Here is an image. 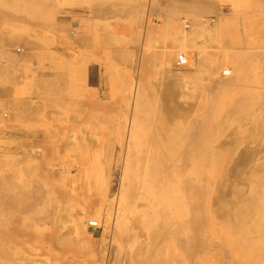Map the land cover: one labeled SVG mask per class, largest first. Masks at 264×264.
Here are the masks:
<instances>
[{"label":"bare ground","instance_id":"6f19581e","mask_svg":"<svg viewBox=\"0 0 264 264\" xmlns=\"http://www.w3.org/2000/svg\"><path fill=\"white\" fill-rule=\"evenodd\" d=\"M54 0H51L50 2H53ZM58 1V0H56ZM74 1V0H73ZM142 1V0H141ZM150 1V0H149ZM192 1V0H190ZM190 1L188 3H190ZM196 2H203L206 3L207 0H195ZM209 2L212 0H208ZM217 2V0H215ZM227 1V0H226ZM240 3V0H238ZM48 2V4L50 3ZM97 2V1H95ZM118 2V1H117ZM144 2V0L142 1ZM146 2V1H145ZM144 2V3H145ZM230 2V0H228ZM54 3V2H53ZM66 3V1H65ZM123 3V2H121ZM151 3V2H149ZM15 0H0V25L5 24L4 26H1L0 33L3 31L6 34L9 35V38L7 39V44L12 43L13 37L18 34L16 32L17 29H15L13 26L15 20L18 18H21L22 11H24V8L31 7H43L45 5L44 0H17V9L15 6L14 9ZM40 6H39V5ZM47 4V3H46ZM47 4V5H48ZM56 4V3H55ZM69 4V3H68ZM91 4V2H90ZM114 4V3H113ZM118 4V3H117ZM153 4V3H152ZM163 4V3H162ZM138 5V4H137ZM141 5V3H140ZM206 5V4H205ZM103 6V5H102ZM148 6V5H147ZM169 6V5H168ZM198 6V5H197ZM208 6V5H206ZM228 6H231V3H228ZM256 6V5H255ZM89 7V6H88ZM104 7V6H103ZM102 7V8H103ZM106 7V6H105ZM119 7V6H118ZM150 7V5H149ZM162 7V6H161ZM160 7V8H161ZM166 9L168 8L165 6ZM199 7V6H198ZM90 8V7H89ZM88 8V9H89ZM109 7H107L108 9ZM148 8V7H147ZM177 8V7H176ZM203 8V7H202ZM212 8V7H211ZM13 9L17 11L13 12ZM23 9V10H22ZM61 9V8H60ZM139 9V8H138ZM144 9V8H143ZM175 9V8H174ZM178 9V8H177ZM213 9V8H212ZM217 9V8H216ZM263 9V8H262ZM8 10V11H7ZM45 10V9H44ZM59 10V9H57ZM91 10V9H90ZM106 10V9H105ZM114 10V9H113ZM170 10V9H167ZM173 10V9H172ZM184 10V9H182ZM209 10V9H208ZM215 10V9H214ZM135 11V9L133 10ZM145 11V10H144ZM149 11V9H148ZM177 10L172 11L173 13H176ZM192 11V10H191ZM199 11V10H198ZM257 12V10H255ZM72 12V10L70 11ZM137 12V9H136ZM143 12V11H142ZM169 12V11H165ZM162 12L161 13H165ZM210 12V11H208ZM214 12V11H213ZM263 12V11H262ZM261 12V13H262ZM43 14V10L40 12ZM39 13V14H40ZM64 13V12H63ZM98 13V12H97ZM96 13V14H97ZM132 13V12H131ZM140 13V12H139ZM178 13V12H177ZM181 13V12H180ZM207 13V11H206ZM211 13V12H210ZM220 13V12H219ZM259 13V11L257 12ZM24 14V13H23ZM69 14V13H68ZM71 14V13H70ZM119 14V13H117ZM166 14V13H165ZM184 14V13H183ZM209 14V13H207ZM217 14V13H216ZM44 15V14H43ZM62 15V14H61ZM64 15V14H63ZM62 15V17H63ZM98 15V14H97ZM112 16V14H110ZM133 15V14H132ZM144 15V14H143ZM150 15V12H149ZM167 15V14H166ZM180 15V14H179ZM220 15V14H219ZM222 15V14H221ZM220 15V16H221ZM241 15V14H240ZM260 15V14H259ZM27 16V15H26ZM39 16V15H38ZM59 16V15H58ZM57 16V18H58ZM68 16V15H67ZM88 16V15H87ZM107 16V15H106ZM106 16L104 17L106 19ZM110 16V17H111ZM114 16V14H113ZM112 16V18H113ZM129 16V15H128ZM146 16V15H145ZM153 16V15H151ZM190 16V15H189ZM223 16V15H222ZM55 17V16H54ZM102 17V16H101ZM119 18V16H117ZM123 17V16H122ZM121 17V18H122ZM125 17V16H124ZM131 17V16H130ZM135 17V16H134ZM166 17V16H165ZM206 17V16H205ZM17 18V19H16ZM88 18V17H87ZM116 18V17H115ZM144 18V17H143ZM161 18V17H160ZM159 18V19H160ZM174 18V17H172ZM176 18V17H175ZM196 18V17H195ZM32 19V18H31ZM72 19V18H70ZM104 19V20H105ZM110 19V18H109ZM139 19V18H136ZM148 20V18L146 17ZM155 19V18H154ZM153 19V20H154ZM162 19V18H161ZM206 19V18H205ZM204 19V20H205ZM222 19V18H221ZM228 19V18H227ZM21 20H24L22 18ZM20 20V21H21ZM58 20V19H57ZM91 20V19H90ZM95 20V19H93ZM120 20V19H119ZM122 20H124L122 18ZM133 20H135L133 18ZM152 20V19H151ZM166 20V18H165ZM181 20V19H180ZM186 20V18H185ZM188 20V19H187ZM27 21V20H26ZM87 21V19H86ZM97 21V19H96ZM101 21V20H100ZM108 21V20H107ZM128 21V20H127ZM144 21V20H143ZM161 21V20H160ZM176 21V19H175ZM184 21V19H183ZM196 21V20H195ZM198 21V20H197ZM202 21V20H201ZM106 22V21H103ZM121 22V21H120ZM152 22V21H151ZM182 22V21H181ZM185 22V21H184ZM189 26L190 27L191 22L190 20ZM208 22V21H207ZM64 22L62 25H65ZM80 25H83L82 22H80ZM87 23V22H86ZM102 23V22H101ZM130 23V22H129ZM150 23V22H149ZM154 23H160L156 19L154 20ZM163 23V22H162ZM201 23L204 24L202 21ZM19 24V23H18ZM21 24V23H20ZM32 24V23H31ZM59 24V22H58ZM78 24V23H77ZM105 24V23H104ZM139 26V22L137 20V23ZM148 24V23H146ZM153 24V23H152ZM166 24V22H165ZM169 24V23H168ZM181 24V23H180ZM202 24V25H203ZM60 25V24H59ZM106 25V24H105ZM145 25V24H144ZM185 25V23H184ZM196 25V24H195ZM217 25V24H216ZM30 26V25H29ZM40 26V25H39ZM110 27V25H108ZM114 26V25H113ZM122 26V25H121ZM130 26H134L133 24ZM129 26V27H130ZM18 27H20L18 25ZM16 27V28H18ZM22 27V26H21ZM27 27V26H26ZM31 27V26H30ZM52 27V26H50ZM59 26L55 25V28H58ZM64 27V26H63ZM85 27V26H84ZM96 27V26H95ZM94 27V28H95ZM108 27V28H109ZM166 27V25L164 26ZM168 27V26H167ZM194 27V26H193ZM28 28V27H27ZM48 28V27H47ZM77 27H75L76 29ZM81 28V26H80ZM88 28V27H87ZM139 28V27H138ZM141 28V27H140ZM179 28V27H178ZM181 28V27H180ZM184 28H186L184 26ZM208 28V27H207ZM72 29V28H71ZM82 29V28H81ZM92 29V28H91ZM111 29V28H110ZM117 29V28H116ZM122 29V28H121ZM134 29V28H133ZM132 29V30H133ZM169 29V28H168ZM191 29V28H190ZM202 30V28H200ZM19 30V29H18ZM48 30V29H47ZM50 30V29H49ZM83 30V29H82ZM151 30V29H150ZM180 30V29H179ZM196 30V29H195ZM193 30V32L195 31ZM198 30V29H197ZM210 31V29H207ZM205 29V33L207 31ZM214 30V29H213ZM25 31V28H24ZM30 31V30H29ZM35 31V30H34ZM41 31V30H40ZM73 31V30H71ZM90 31V30H89ZM117 31V30H116ZM140 31V30H139ZM137 29V32H139ZM143 31V30H142ZM165 31V30H164ZM167 31V30H166ZM187 31V30H186ZM208 31V32H209ZM216 31V30H215ZM13 32L16 34L13 36ZM20 32V31H19ZM28 32V29H27ZM33 32V31H32ZM37 32V31H36ZM61 32V31H60ZM65 32V31H64ZM63 32V33H64ZM69 32V31H68ZM104 33V31H102ZM141 32V31H140ZM152 32V31H151ZM169 32V31H168ZM189 32V31H188ZM25 33V32H21ZM35 33V32H33ZM38 33V32H37ZM45 33V32H43ZM49 32H47L46 35H48ZM62 33V32H61ZM73 33V32H72ZM119 33V31H118ZM147 33V32H146ZM181 33L182 32H178ZM185 33V32H184ZM187 33V32H186ZM210 33V32H209ZM215 33V32H214ZM217 33V32H216ZM228 34L229 32H225ZM242 33V32H241ZM41 34V33H40ZM57 34V33H56ZM82 34V33H81ZM133 33H131L132 35ZM139 34V33H135ZM142 34V33H141ZM199 34V33H198ZM204 34V33H203ZM32 35V34H31ZM37 35V34H36ZM51 35V33H50ZM49 35V36H50ZM58 35V34H57ZM66 35V34H65ZM105 35V33H104ZM113 36V34H111ZM110 35V36H111ZM165 35V34H164ZM179 35V34H178ZM211 35V34H210ZM13 36V37H12ZM19 36V35H18ZM17 36V37H18ZM35 36V34H34ZM43 36V35H42ZM48 36V37H49ZM61 36V34H60ZM64 36V35H63ZM85 36V35H83ZM97 36V35H96ZM95 36V37H96ZM116 38L118 36L114 35ZM120 36V34H119ZM122 36V37H121ZM121 38L123 39V35L121 34ZM134 35H132L130 39H132ZM141 36V35H140ZM139 37V43H141ZM144 36V35H143ZM148 36V35H146ZM152 36V35H151ZM157 36V35H156ZM175 36V35H174ZM181 36V35H179ZM186 36V35H185ZM184 36V38H185ZM196 37V34H194ZM23 37V36H21ZM37 37V36H36ZM35 37V38H36ZM39 37V35H38ZM47 37V36H46ZM66 37V36H64ZM93 37L96 41V38ZM153 37V36H152ZM165 37V36H164ZM183 37V36H182ZM187 37V36H186ZM209 37V36H208ZM215 37V36H214ZM19 38V37H18ZM16 38V39H18ZM34 38V39H35ZM42 39V37L40 36ZM45 38V37H44ZM44 38L42 40H44ZM57 38V37H56ZM63 38V37H62ZM111 38V37H110ZM115 38V39H116ZM125 38V37H124ZM136 38V37H134ZM142 38V37H141ZM174 38V37H173ZM191 38V37H190ZM197 38V37H196ZM195 38V39H196ZM201 38V36H200ZM199 38V39H200ZM205 38V37H204ZM246 38V37H245ZM39 39V40H41ZM47 39V38H46ZM45 39V40H46ZM71 39V38H70ZM122 39H120L122 41ZM159 39V38H157ZM166 39V38H165ZM193 39V38H192ZM259 39V38H258ZM257 39V40H258ZM264 39V38H263ZM19 40V39H18ZM21 40V39H20ZM23 40V39H22ZM52 40V38L50 39ZM49 40V41H50ZM64 40V39H63ZM73 41L75 39H72ZM87 40V39H86ZM85 40V41H86ZM109 40V38L107 39ZM117 40V39H116ZM119 40V39H118ZM117 40V41H118ZM126 40V38L124 39ZM143 40V38H142ZM147 40V39H146ZM155 40V39H154ZM161 40V39H160ZM167 40V39H166ZM189 40V39H188ZM197 40V39H196ZM205 40V39H204ZM213 40V38H212ZM243 40V39H241ZM261 40V39H260ZM58 41V40H57ZM69 41V40H67ZM72 41V42H73ZM81 41V40H80ZM79 41V42H80ZM92 41V40H91ZM110 41V40H109ZM108 41V44H110ZM115 41L117 44L118 42ZM135 41V40H134ZM137 41V38H136ZM151 41V40H150ZM159 41V40H158ZM178 41V40H177ZM185 41V39H184ZM187 41V40H186ZM185 41V42H186ZM191 41V39H190ZM195 41V40H194ZM193 41V44H194ZM203 41V39H202ZM207 41V40H205ZM48 42V39L46 40ZM44 42V43H46ZM51 42V41H50ZM75 42V41H74ZM77 42V41H76ZM78 42V43H79ZM82 42V41H81ZM87 42V41H86ZM104 42V41H103ZM107 42V41H106ZM114 42V41H110ZM138 42V41H137ZM135 42V43H137ZM157 42V41H156ZM182 42V40H181ZM209 43V40L207 41ZM228 42V41H227ZM260 42V41H259ZM19 43V42H18ZM17 43V44H18ZM26 43V42H25ZM40 43V42H39ZM49 43V42H48ZM65 43V42H64ZM83 43V42H82ZM81 43V44H82ZM105 43V42H104ZM115 43V44H116ZM122 43V42H121ZM132 42L130 41L129 44ZM134 43V44H135ZM146 44V42H144ZM197 43V42H196ZM203 43V42H202ZM206 43V42H205ZM215 43V42H214ZM226 43V42H225ZM264 43V41H262ZM261 43V44H262ZM15 43V46H17ZM33 44H37L33 42ZM42 44V43H41ZM41 44H38L39 47ZM53 44V43H52ZM56 44V43H55ZM54 44V46H55ZM69 44V43H66ZM72 44V43H71ZM77 44V43H76ZM88 44V43H87ZM120 44V43H119ZM125 44V43H123ZM138 44V43H137ZM136 46H139V44ZM148 44V43H147ZM156 44V43H155ZM163 44V43H162ZM177 44V43H175ZM180 44V43H179ZM178 44V45H179ZM182 44V43H181ZM185 44V43H184ZM252 44V43H251ZM6 45V44H4ZM11 45V44H10ZM26 46V44H24ZM44 45V44H43ZM51 46L50 44H47ZM64 45V44H63ZM74 45V43H73ZM80 45V44H79ZM111 45V44H110ZM114 45V44H112ZM126 45V44H125ZM142 45V44H141ZM152 45H154L152 43ZM159 45V44H158ZM177 45V46H178ZM188 45V44H187ZM198 45V44H197ZM196 45V46H197ZM202 45V44H201ZM216 45V44H215ZM227 45V44H226ZM247 45V44H246ZM8 46V45H6ZM60 46V45H59ZM57 45V47H59ZM69 46V45H68ZM91 46V44H90ZM130 46V45H129ZM143 46V45H142ZM146 46V45H144ZM160 46V47H159ZM159 53L160 48L162 47L159 45ZM191 46V44H190ZM195 46V47H196ZM204 46V45H203ZM206 46V45H205ZM210 46V44H209ZM213 46V45H212ZM235 46V45H234ZM243 46V45H242ZM240 46V47H242ZM248 46V45H247ZM254 46V45H253ZM256 46V45H255ZM258 46H261L258 44ZM5 47V46H4ZM46 47V45H45ZM83 46H81L82 48ZM94 47V46H93ZM135 45H133V48ZM147 47V46H146ZM151 47V44H150ZM174 47V46H172ZM192 47V46H191ZM207 47V46H206ZM215 47V46H214ZM221 47V46H220ZM236 47V46H235ZM234 47V48H235ZM237 46V48H240ZM250 47V46H249ZM257 47V46H256ZM33 48V47H32ZM49 48V47H48ZM67 48V46H66ZM73 48V46L71 47ZM77 48V47H76ZM86 48V47H85ZM89 48V47H88ZM127 48V46H126ZM130 48V47H129ZM185 48V47H184ZM201 48V47H199ZM203 48V47H202ZM211 48V47H209ZM218 48V47H217ZM227 48V47H224ZM230 48V47H229ZM243 49H246L247 47H242ZM264 49V47H262ZM19 49V48H18ZM24 49V48H23ZM29 49V47H28ZM44 49V48H43ZM51 49V48H50ZM68 49V48H67ZM95 49V48H94ZM102 49V48H100ZM113 51H116V48H112ZM111 49V50H112ZM125 49V48H122ZM147 49V48H146ZM151 49V48H150ZM154 49V48H153ZM163 49V47L161 48ZM166 50V47L164 48ZM195 49V48H194ZM248 49V48H247ZM258 49V48H257ZM256 49V50H257ZM20 50V49H19ZM25 50V49H24ZM41 50V48H40ZM39 50V51H40ZM104 50V49H103ZM106 50V48H105ZM128 50V48H127ZM136 50L137 47H136ZM149 50V48H148ZM157 51V49H155ZM171 50V49H169ZM185 50V49H184ZM189 50V49H188ZM27 51V50H26ZM33 51V50H32ZM38 51V50H37ZM44 51V50H43ZM69 51V50H68ZM83 51V50H82ZM89 51V50H88ZM94 51V50H93ZM126 51V49H125ZM123 51V53L125 52ZM130 51V50H129ZM140 51V50H139ZM167 51V50H166ZM165 51V52H166ZM192 51V50H190ZM42 52V51H41ZM65 52V51H64ZM72 52V51H70ZM117 52V51H116ZM127 52V51H126ZM138 52V51H136ZM175 52V51H174ZM177 52V51H176ZM193 52V51H192ZM196 52V51H195ZM208 52V51H207ZM258 52V51H257ZM10 53V52H9ZM32 53V52H30ZM38 53V52H37ZM87 53V52H86ZM103 53V52H102ZM101 53V54H102ZM107 53V52H106ZM115 53V52H114ZM121 53V52H120ZM122 53V55H123ZM133 53V52H132ZM141 53V51H140ZM163 53V52H162ZM160 53V54H162ZM186 55L188 64H189V57L186 53V50L182 52ZM259 53V54H258ZM256 54L261 55L260 52ZM28 54V53H27ZM41 54V53H40ZM49 54H51L49 52ZM65 54V53H64ZM69 56L72 55L68 52ZM78 54V53H77ZM81 54V53H80ZM83 54V53H82ZM116 54V53H115ZM127 54V53H126ZM254 54V53H253ZM264 54V53H263ZM262 54V55H263ZM32 55V54H31ZM35 55V53H34ZM45 55V54H44ZM60 55V54H59ZM92 55V53H91ZM94 55V54H93ZM105 55V53H104ZM109 55V54H108ZM118 55V54H117ZM136 55V53H135ZM140 55V54H139ZM136 55V58L137 56ZM144 55V54H143ZM221 55V52H220ZM220 55L216 56L219 57ZM13 56V55H12ZM20 56V55H19ZM24 56V55H23ZM49 56V55H48ZM84 56V55H83ZM88 56V55H87ZM113 55L111 54V57ZM128 56V55H127ZM177 56V55H176ZM201 56V55H200ZM252 56V55H251ZM255 56V55H254ZM21 57V56H20ZM46 57V56H45ZM99 57V56H98ZM97 57V58H98ZM119 57V55H118ZM133 57V56H132ZM163 57V56H162ZM171 57H173L171 55ZM195 57V56H194ZM203 57V56H202ZM222 57V56H220ZM246 57V56H245ZM245 57H242L245 59ZM248 57V56H247ZM246 57V59H247ZM1 58V57H0ZM74 58V56L72 57ZM78 58V57H77ZM80 58V56H79ZM113 59L118 60L117 58L112 57ZM135 58V57H134ZM143 58V57H142ZM199 58V57H198ZM241 58V57H240ZM240 58H232L227 61L225 68L222 69L221 73L223 75L224 80H221V88L217 87L218 92L216 94H212V96H207L206 94L200 97L201 100L199 103L190 101L186 95L184 103H188V105H183L181 102L182 100H176L174 97L177 98L180 95H182V92L189 96L192 92L186 90H180L181 94L176 95L177 91L180 89L177 88L175 83L172 84L171 78L166 75L168 78L166 81L164 80L163 86L158 85V82L161 78L158 72L161 71V61L160 59L156 61L159 63L158 68L160 70H156L155 76L157 75L158 78H154L151 83V88L147 90L146 86L144 84H141L140 82L138 85L135 86L134 98L133 101L126 106L123 114L119 115L118 113H115V115H112L109 117V125H107L105 132L100 135L98 134L94 139V135L92 138V135L90 136L88 133L85 135V141H87L89 144H85L87 149H84V152H87L86 159H82L80 163V172L87 173L88 178L89 176H93V178L96 179L99 187L97 189V197L95 199H89L86 200L84 197L82 198V202L87 206V203L90 205V207L97 212L104 211L107 213V215H111L113 217L115 223L108 224L110 225L111 229L117 230L118 232L122 233H129L132 237L131 240L134 242L136 240L137 235L139 234L140 237L148 239H155L157 237H160L161 240H167L166 242H173V247L170 249H166V254L168 256L172 253V259L175 258V255L177 252H183V257L186 259L184 262L185 264H192V260L196 261V257L200 251L201 255H204L207 250H209V262L207 261V264H264V131L260 130L261 133H257V131H254V113H252L250 121V125H242V126H236L233 122L236 120H242L245 115L248 114V106L254 105L250 100L253 99L252 97L256 96L253 93L243 91L242 87H239L243 81H250L251 79V73L249 70L242 68V63L240 62ZM254 58V57H253ZM262 58V57H261ZM11 59V58H10ZM36 59H38L36 57ZM44 59V58H43ZM82 59V58H81ZM100 59V57H99ZM110 59V58H109ZM124 57H122L123 62ZM127 59V57H126ZM125 59V60H126ZM129 59V58H128ZM128 59L126 61H128ZM151 59V58H150ZM153 58V62H154ZM157 59V58H156ZM192 59V58H191ZM195 59V58H194ZM221 59V58H220ZM224 59V57H222ZM221 59V61H222ZM249 59V58H248ZM259 59V57H258ZM264 59V58H263ZM262 59V60H263ZM71 60V59H70ZM83 60V59H82ZM95 60V59H94ZM137 60V59H136ZM201 60V61H200ZM199 62L201 63L203 60L200 59ZM217 60V59H216ZM256 60V58H255ZM10 61V60H9ZM29 61V60H28ZM37 61V60H36ZM43 61V60H42ZM45 61V60H44ZM63 61V60H62ZM73 61V60H72ZM71 61V62H72ZM106 61V60H105ZM113 61V60H110ZM149 59L146 60V63H148ZM160 61V62H159ZM195 61V60H194ZM220 61V60H219ZM249 62V60H247ZM251 61V60H250ZM16 62V60H15ZM41 62V61H40ZM46 62V61H45ZM70 62V61H69ZM77 62V61H76ZM129 62V61H128ZM136 62V61H135ZM175 62V61H174ZM217 62V61H216ZM224 61H222L223 64ZM48 63V62H47ZM65 63V62H64ZM67 63V62H66ZM95 63V62H94ZM110 63V62H109ZM208 63V62H207ZM244 63V62H243ZM22 64V63H21ZM38 64V63H36ZM62 64V63H61ZM112 64V63H111ZM110 64V66H111ZM119 64V62L117 63ZM116 64V66H117ZM127 64V62H126ZM151 63L149 62L148 65ZM154 64V63H153ZM152 64V65H153ZM165 64L168 63L166 62ZM194 64V62H193ZM196 64V63H195ZM198 67H199V63ZM55 64H53L54 67ZM66 65V64H65ZM113 65V64H112ZM124 65V64H123ZM137 65H139L137 63ZM147 65V64H145ZM163 65V64H162ZM191 65V64H190ZM245 65V64H244ZM254 65V64H253ZM34 66V65H33ZM52 66V65H51ZM81 66V65H80ZM108 66V65H107ZM119 66V65H118ZM117 66V67H118ZM136 66L133 65V67ZM151 66V65H150ZM186 66V65H185ZM188 66V65H187ZM186 66V67H187ZM41 67V66H40ZM49 67V65H48ZM58 67V66H57ZM78 67V66H77ZM113 67V66H112ZM126 67V66H125ZM149 67V66H148ZM155 67V66H154ZM166 67V65H165ZM174 67V66H173ZM211 67V66H210ZM215 67V66H213ZM254 67V66H253ZM258 67V66H257ZM263 67V73H264V63L261 66ZM26 68V67H25ZM36 68V67H35ZM74 68V67H73ZM81 68V67H80ZM110 68V67H109ZM108 68V69H109ZM131 68V66H130ZM134 67V71H135ZM153 68V67H152ZM157 69V65L155 67ZM154 68V69H155ZM164 68V67H163ZM178 68V67H177ZM202 68V67H201ZM260 68V66H259ZM22 69V68H21ZM37 69V68H36ZM53 69V68H52ZM51 69V70H52ZM116 69V68H115ZM127 69V67H126ZM129 69V68H128ZM153 69V70H154ZM180 69V68H179ZM184 69V68H182ZM187 69V68H186ZM194 69V68H193ZM196 69V68H195ZM200 69V68H199ZM216 69V67H215ZM214 69V70H215ZM5 70V68H4ZM117 70V69H116ZM132 70V68H131ZM137 70V69H136ZM152 70V69H151ZM163 70V69H162ZM169 69H165L161 71L166 73ZM190 70V69H189ZM188 70V71H189ZM198 70V69H196ZM200 73H202V69H200ZM209 70V69H208ZM122 71V70H121ZM134 71H132L134 73ZM139 71V68H138ZM155 71V70H154ZM171 71H177V69H171ZM227 71V72H226ZM257 71V70H256ZM253 71V72H256ZM21 72V71H20ZM114 72V71H113ZM198 72V71H197ZM196 71L192 74H195ZM206 74V70H204ZM203 72V73H204ZM213 72V69H212ZM252 72V71H251ZM99 73V72H98ZM115 73V72H114ZM121 73V72H120ZM124 73V72H123ZM131 74V72L129 71ZM128 73V74H129ZM152 73V71H151ZM172 73V72H170ZM177 72V75H182V73ZM190 73V72H188ZM202 73V74H203ZM210 73V72H207ZM227 73V74H224ZM260 73V72H259ZM4 74V73H3ZM22 74V73H21ZM119 74V73H118ZM137 74V73H136ZM169 74V73H168ZM175 74V73H174ZM198 74V73H197ZM215 74V73H213ZM219 74V73H218ZM33 75V74H32ZM127 76V74H125ZM148 75V74H147ZM153 77V74H150ZM163 75V73H162ZM171 75V74H170ZM257 75V74H256ZM1 76V75H0ZM11 76V75H9ZM101 76V74H100ZM132 76V75H131ZM144 76V75H143ZM146 76V75H145ZM164 76V75H163ZM172 76V75H171ZM183 76V75H182ZM194 76V77H195ZM201 76V75H200ZM38 77V76H37ZM125 77V76H124ZM134 77V76H132ZM149 77V76H148ZM188 77V76H185ZM198 77V76H197ZM196 77V78H197ZM206 76H204L205 78ZM215 77V76H214ZM222 77V76H221ZM259 77V75L257 76ZM21 78V77H20ZM34 77H32L33 79ZM44 78V77H43ZM117 77H115L116 79ZM121 78L123 79V76L121 75ZM135 78V77H134ZM137 78V77H136ZM144 78V77H143ZM165 78V76H164ZM162 78V80L164 79ZM203 78V75L200 77ZM211 78L212 75H211ZM262 78V77H261ZM1 79V78H0ZM31 79V78H30ZM86 79V78H85ZM118 79V78H117ZM127 79V78H126ZM146 78H144V81ZM150 79V78H149ZM193 79V78H192ZM219 79V78H218ZM254 79V78H253ZM27 80V79H25ZM24 80V81H25ZM34 80V79H33ZM121 80V79H120ZM131 80H133L131 78ZM147 80V81H151ZM186 78L184 79V81ZM196 80V79H195ZM201 80V79H200ZM204 80V79H203ZM220 80V79H219ZM258 80V78H257ZM19 81V80H18ZM30 81V80H29ZM28 81V82H29ZM32 81V80H31ZM56 81V80H55ZM80 81V80H79ZM126 81V80H125ZM138 81V80H136ZM183 81V82H184ZM198 81V80H196ZM210 81V79H209ZM263 81V79H262ZM4 82V81H3ZM34 82V81H33ZM53 82V81H52ZM57 82V81H56ZM83 82V80H82ZM86 82V81H85ZM117 82V81H116ZM161 82V81H160ZM182 82V78H181ZM190 82V80H189ZM193 82V81H191ZM201 82H205L201 81ZM207 82V81H206ZM211 82V81H210ZM241 82V83H240ZM258 82V81H257ZM24 83V82H23ZM37 83V82H36ZM47 83V82H46ZM115 83V82H114ZM121 83V81H120ZM136 83V82H135ZM163 83V82H162ZM178 83V82H177ZM188 83V82H187ZM20 84V83H19ZM26 84V83H25ZM51 84V83H50ZM122 84V83H121ZM155 84V85H154ZM161 84V83H160ZM176 84V86H175ZM179 84V83H178ZM182 84V83H180ZM186 84V83H184ZM180 85L182 88L186 85ZM201 84V83H200ZM258 84V83H257ZM24 85V84H23ZM126 85V84H125ZM184 85V86H183ZM203 85V84H202ZM206 85V84H205ZM220 85V84H219ZM218 85V86H219ZM259 85V84H258ZM27 86V85H26ZM116 86V85H115ZM121 86V85H120ZM128 86V85H127ZM209 86V85H206ZM88 87V86H87ZM100 87V86H99ZM123 87V85H122ZM25 88V86H24ZM27 88V87H26ZM25 88V90H26ZM118 88V87H117ZM191 88V87H190ZM206 88V87H205ZM204 88V89H205ZM210 88V87H209ZM214 88V87H213ZM213 88L211 90H213ZM22 89V88H21ZM81 89V88H80ZM79 89V91H80ZM124 89V88H123ZM177 89V91H176ZM189 89V87H188ZM195 88H193L194 90ZM209 89V90H210ZM98 90V89H97ZM113 90V89H112ZM119 90V89H118ZM115 90V91H118ZM192 90V88L190 89ZM192 90V91H193ZM202 90V89H200ZM208 90V93H209ZM194 91H197L195 89ZM205 92L207 91L204 90ZM215 91V90H214ZM217 91V90H216ZM215 91V92H216ZM22 92V91H21ZM76 92V91H75ZM74 92V93H75ZM83 92V91H82ZM96 92V91H95ZM94 92V94H95ZM178 92V93H180ZM71 93V92H69ZM78 93V92H77ZM106 93V92H105ZM120 93V92H119ZM126 93V92H125ZM190 93V94H188ZM204 93V92H203ZM212 93V92H210ZM261 93V92H260ZM93 94V92H92ZM130 94V93H129ZM196 94V92H195ZM263 94V93H262ZM112 95V94H111ZM114 95V94H113ZM118 95V93H117ZM123 95V94H122ZM194 95V93L192 94ZM198 95V93L196 94ZM200 95V92H199ZM198 95V96H199ZM86 96V95H85ZM90 96V95H89ZM94 96V95H93ZM107 96V95H106ZM116 96V95H115ZM124 96V95H123ZM122 96V97H123ZM128 96V95H127ZM183 96V95H182ZM197 96V97H198ZM262 96V95H261ZM125 97V96H124ZM181 97V96H180ZM192 97V96H191ZM196 97V98H197ZM92 98V97H91ZM95 98V97H94ZM105 98V97H104ZM109 98V96H108ZM117 98V97H116ZM120 98V97H119ZM194 98V96H193ZM192 98V100H193ZM112 99V98H111ZM118 99V98H117ZM188 99V102L186 101ZM198 99V98H197ZM72 100V99H71ZM68 100V101H71ZM108 100V99H106ZM110 100V99H109ZM122 100V99H121ZM196 100V99H194ZM260 100V99H259ZM75 101V100H74ZM77 101V98H76ZM120 101V100H119ZM263 101V99L261 100ZM50 102V101H49ZM48 102V103H49ZM66 102V100H65ZM73 102V100H72ZM81 102V101H80ZM94 102V101H93ZM115 102V101H114ZM128 102V101H127ZM126 102V103H127ZM130 102V101H129ZM192 102V103H191ZM70 103V102H67ZM122 103V102H121ZM182 103V104H181ZM191 103V104H190ZM260 103V102H259ZM52 104V103H50ZM78 104V103H77ZM258 104V103H257ZM261 104V103H260ZM25 105V104H24ZM61 105V104H60ZM82 105V104H81ZM80 105V106H81ZM104 105V104H103ZM261 105H264L262 103ZM45 106V105H44ZM53 105H51L52 107ZM63 106V105H62ZM69 106V105H68ZM79 106V105H78ZM87 106V105H86ZM110 106V105H109ZM116 106V105H115ZM120 106V105H119ZM260 106V105H259ZM50 107V106H49ZM60 107V106H59ZM66 108V106H64ZM73 107V106H72ZM76 107V106H75ZM85 106H83L82 109H84ZM101 107V106H100ZM256 107V106H255ZM254 107V109H255ZM258 107V106H257ZM262 107V106H261ZM45 108V107H44ZM55 108V107H54ZM63 108V107H62ZM122 108V107H121ZM260 108V107H258ZM53 109V108H52ZM81 109V107L79 108ZM109 109V108H108ZM257 109V108H256ZM46 110V109H44ZM43 110V111H44ZM57 110V108H56ZM55 110V111H56ZM63 110V109H62ZM69 110V109H68ZM75 110V108H74ZM90 110V109H89ZM110 110V109H109ZM19 111V110H18ZM42 111V112H43ZM78 111V109H77ZM81 111V110H80ZM84 111V110H83ZM87 111V110H86ZM85 111V112H86ZM100 111V110H99ZM50 112V111H49ZM62 112V111H61ZM63 112L66 111L63 110ZM68 112V111H67ZM72 112V111H71ZM75 111L72 112V114ZM94 112V111H92ZM103 112V111H101ZM120 112V111H119ZM258 112V111H256ZM4 113V112H3ZM7 113V112H6ZM19 113V112H18ZM60 113V111H59ZM77 113V112H75ZM81 113V112H79ZM79 113H77L79 115ZM95 113V112H94ZM97 113V112H96ZM23 114V113H22ZM26 114V113H25ZM47 114V112H46ZM74 114V115H77ZM84 114V112H83ZM99 114V113H98ZM114 114V113H113ZM94 115V114H91ZM105 115V114H103ZM8 116V114H7ZM6 116V117H7ZM27 116V115H26ZM46 116V115H44ZM62 116V115H61ZM70 116V115H66ZM72 116V115H71ZM80 116V115H79ZM82 116V115H81ZM109 116V115H108ZM4 117V116H3ZM77 119V116H75ZM261 117V116H260ZM20 118V117H19ZM25 118V117H24ZM38 118V117H35ZM70 119L69 117H67ZM103 118V117H102ZM101 118V119H102ZM250 118V117H249ZM27 117L25 118V120ZM34 119V118H33ZM42 119V115H41ZM39 118V120H41ZM59 119V118H58ZM79 119V117H78ZM89 119V118H88ZM94 119L97 118L94 116ZM246 119V118H245ZM257 118H255L256 120ZM21 120V118L19 119ZM24 120V121H25ZM30 120V119H29ZM38 120V121H39ZM43 120V119H42ZM41 120V122H42ZM46 120V118H45ZM70 120H73L72 117ZM90 120V119H89ZM264 120V119H263ZM6 121V120H5ZM36 121V120H35ZM76 122V120H73ZM84 121V120H83ZM248 121V120H247ZM44 122V121H43ZM74 122V124H75ZM97 122V120H96ZM241 122V121H240ZM259 122V121H258ZM263 122V121H262ZM19 123V122H18ZM22 123V121H21ZM30 123V122H27ZM70 123V122H68ZM247 123V122H246ZM25 124V123H24ZM32 124V123H31ZM78 124V123H77ZM84 124V123H83ZM245 124V123H243ZM263 124V123H262ZM9 125V124H8ZM80 125H82L80 123ZM79 125V126H80ZM94 125V123H93ZM2 126V125H0ZM5 126V125H4ZM22 126V125H21ZM34 126V125H33ZM45 126V125H42ZM50 126V125H49ZM262 126V125H261ZM260 126V127H261ZM20 127V125H19ZM39 127V125H38ZM56 127V126H55ZM60 127V126H59ZM84 127L85 124H84ZM241 127H244L243 129ZM3 127H1V130ZM21 128V127H20ZM32 128V127H31ZM46 128V127H45ZM51 128V127H50ZM53 128V127H52ZM61 128V127H60ZM78 128V127H76ZM81 128V127H80ZM87 128V127H86ZM86 128L84 131H86ZM91 128V127H90ZM23 129V128H22ZM26 129V128H25ZM24 129V130H25ZM83 130V128H81ZM92 129V128H91ZM256 129V128H255ZM46 130V129H45ZM53 130V129H52ZM51 130V132H52ZM67 130V129H66ZM95 130V129H94ZM64 131V130H63ZM62 131V132H63ZM71 131V130H70ZM88 131V130H87ZM259 131V132H260ZM43 132V131H42ZM48 131H46L47 133ZM67 132V131H66ZM65 132V133H66ZM30 133V132H29ZM37 134V132H34ZM54 133V130L53 132ZM57 133V132H56ZM55 133V134H56ZM70 133V132H69ZM75 134L73 131L71 132ZM85 133V132H83ZM98 133V132H97ZM41 134V133H40ZM60 134V133H59ZM78 134V133H76ZM259 134V135H258ZM31 137L34 135L33 133L30 134ZM44 135V133H43ZM47 135V134H46ZM51 135V134H50ZM58 135V134H56ZM79 135V134H78ZM21 136V134H20ZM38 136V134L36 135ZM63 136V135H62ZM70 135L67 136V138ZM72 136V135H71ZM74 136V135H73ZM80 136V135H79ZM23 137V136H21ZM30 137V136H29ZM45 137V135H44ZM66 137V136H65ZM64 137V139H66ZM18 138V137H17ZM16 138V139H17ZM20 138V137H19ZM25 138V137H24ZM52 138V137H51ZM50 138V139H51ZM56 138V137H55ZM79 138V137H78ZM84 138V137H83ZM88 138V139H87ZM53 139V138H52ZM70 139H72L70 137ZM29 140V138H28ZM55 140V139H54ZM58 140V138H57ZM56 140V141H57ZM69 140V138H68ZM73 140V139H72ZM72 140H69L72 142ZM80 140V139H79ZM45 141V140H44ZM52 142V140H50ZM63 141V140H61ZM60 141V142H61ZM68 141V142H69ZM82 141H84L82 139ZM29 142V141H28ZM68 142L62 143L67 144ZM69 142V143H70ZM79 142V141H78ZM31 143V142H30ZM38 143V142H37ZM45 144V143H44ZM56 144V143H55ZM54 144V145H55ZM71 144V143H70ZM69 144V145H70ZM1 145V144H0ZM42 145V144H41ZM53 145V144H52ZM81 146V144H78ZM62 146V145H60ZM68 146V145H66ZM20 147V146H19ZM25 147V146H24ZM40 147V146H39ZM38 147V150L40 151ZM27 148V147H26ZM25 148V149H26ZM61 148V147H60ZM89 148V149H88ZM18 149V148H17ZM23 149V148H22ZM29 149V147H28ZM32 150L33 148L30 147ZM37 149V148H36ZM78 149V148H77ZM82 149V148H81ZM20 150V149H18ZM35 150V149H34ZM42 150V149H41ZM59 150V149H58ZM66 150V148H65ZM65 150L63 153H65ZM69 150V149H68ZM66 150V151H68ZM80 150V148H79ZM30 151V150H29ZM37 151V150H36ZM35 151V152H36ZM81 151V150H80ZM19 152V151H18ZM24 153V150L22 151ZM34 152V154H35ZM41 152V151H40ZM62 152V151H61ZM83 152V153H84ZM20 153V152H19ZM22 153V154H23ZM33 153V152H31ZM39 153V152H37ZM60 154V153H59ZM58 154V155H59ZM32 155V154H31ZM67 155V154H66ZM89 155V156H88ZM1 156V154H0ZM61 156V155H60ZM79 156V155H78ZM19 157V156H16ZM25 157V155H24ZM50 157V155H49ZM58 157V156H57ZM71 157V156H70ZM83 157V156H82ZM3 158V157H2ZM40 158V157H39ZM43 158V157H42ZM51 158V157H50ZM85 158V157H84ZM45 159V158H44ZM59 159V158H58ZM61 159V158H60ZM16 160V159H15ZM25 161V160H24ZM58 161V160H57ZM3 162V161H2ZM5 162V161H4ZM51 162V161H50ZM55 162V161H54ZM95 162V163H94ZM52 163V162H51ZM77 163V162H76ZM6 164V163H5ZM4 164V165H5ZM34 164V163H33ZM46 164V162H45ZM50 164V163H49ZM55 164V163H53ZM64 164V163H63ZM72 164V163H71ZM79 164V163H78ZM77 164V165H78ZM3 165V163H2ZM47 165V164H46ZM75 165V164H73ZM54 166V165H53ZM57 166V165H55ZM54 166V167H55ZM61 166V165H60ZM64 166V165H63ZM41 167V166H40ZM47 167V166H46ZM50 167V166H48ZM71 167V166H70ZM24 168V167H22ZM29 168V167H28ZM57 168V167H55ZM60 168V167H59ZM38 169L39 166H38ZM46 169V168H45ZM44 169V170H45ZM63 169V168H62ZM61 169V170H62ZM72 169V168H71ZM34 170V169H33ZM42 170V169H41ZM43 170V171H44ZM46 171V170H45ZM54 171H57L56 169ZM40 172V170H39ZM38 172V174H39ZM53 172V171H52ZM51 172V173H52ZM63 172V171H62ZM65 172V170H64ZM77 172V171H76ZM45 173V172H44ZM35 174V173H34ZM37 174V175H38ZM66 174V172H65ZM86 174V175H87ZM42 175V174H41ZM46 176V173L44 174ZM60 175V174H59ZM64 175V174H63ZM78 175V174H77ZM48 176V175H47ZM44 177V176H43ZM47 178V177H46ZM48 178H51L50 176ZM1 179V178H0ZM35 179V178H34ZM53 179V178H52ZM56 179V178H55ZM60 179V178H59ZM116 182V186L112 189V194L114 195V198L116 199V204H109L107 207L104 206V199L100 198L99 196L104 195V191L106 190L105 187H101L100 185L104 183H108V181ZM87 180V179H86ZM1 181V180H0ZM37 181V179H36ZM49 181V180H48ZM70 181V179H68ZM32 182V181H31ZM50 182V181H49ZM77 182V181H73ZM80 181L78 180L77 183ZM92 182V181H91ZM46 183V181H45ZM18 184V183H17ZM50 184V183H49ZM72 185L73 183H69V185ZM92 184V183H91ZM4 185V184H3ZM2 184H0V214L7 212L8 215H4L6 218H13V217H19V210L26 211L27 205L29 202V197H24V195L21 196L22 193L19 189V192L16 194H12L7 192L6 189H4ZM36 186L38 184H35ZM41 185V184H40ZM94 185V184H93ZM19 186V184H18ZM35 186V187H36ZM51 186V185H49ZM58 186V185H57ZM73 186V185H72ZM77 186V185H76ZM34 187V188H35ZM91 187V186H90ZM97 187V186H96ZM31 187V189H34ZM49 188V187H48ZM47 188V190H48ZM52 188V187H51ZM60 192H64L62 198L67 201V206H65L64 209L66 211L69 208V205L71 207L74 206V203L71 200L70 196L72 195V192L68 194L67 190V182L65 181V187H60ZM72 188V187H69ZM76 188V187H75ZM56 192L59 191V187H56ZM72 191V189H71ZM81 192V190H79ZM90 191V190H88ZM37 192V191H36ZM45 192V191H44ZM58 192V193H60ZM43 193V192H42ZM108 193V192H107ZM48 194V193H47ZM52 194V193H51ZM55 194V192H54ZM62 194V193H60ZM58 194V195H60ZM80 194V193H79ZM89 194V192H88ZM53 195V194H52ZM65 195V196H64ZM21 196V197H20ZM37 196V194H36ZM41 196V195H40ZM39 196V197H40ZM42 197V196H41ZM38 198L37 201L45 200V194L43 195L44 198L41 199ZM60 197V196H59ZM81 197V195H80ZM32 198V197H31ZM34 198V197H33ZM55 198V197H54ZM61 198V197H60ZM59 198V199H60ZM50 199V198H49ZM58 199V200H59ZM81 199V198H80ZM54 200V199H53ZM56 200V199H55ZM54 200V202H55ZM110 200V199H109ZM52 201V199H51ZM80 201V200H79ZM78 201V202H79ZM114 201V200H113ZM112 201V202H113ZM114 201V202H115ZM61 202V201H60ZM75 202V201H74ZM75 203V204H78ZM103 202V203H102ZM64 203V202H63ZM94 203V204H93ZM37 204V203H36ZM53 204V203H52ZM55 204V203H54ZM96 204V206H94ZM35 203L33 204V206ZM49 205V204H48ZM47 205V206H48ZM59 205V204H58ZM38 206V205H37ZM36 206V207H37ZM83 206V205H82ZM57 207V206H56ZM60 207V206H59ZM77 208V207H76ZM56 210V208H54ZM53 209V210H54ZM78 209V208H77ZM52 210V209H51ZM60 209L56 210V213ZM76 210V209H75ZM85 210V208H84ZM87 210V209H86ZM48 212V210H47ZM53 212V211H52ZM79 213L82 211H78ZM6 213V214H7ZM46 213V212H45ZM44 213V214H45ZM55 213V212H54ZM74 213V211H72ZM71 213V214H72ZM86 214V212H84ZM16 214V216H15ZM43 214V213H41ZM47 214V213H46ZM62 214V213H61ZM66 214V213H65ZM64 214V215H65ZM77 214V212H76ZM92 214V213H91ZM95 214V213H94ZM102 214V213H101ZM63 215V214H62ZM74 215V214H72ZM80 215V214H79ZM87 215V214H86ZM100 215V214H99ZM105 215V216H107ZM98 216V215H97ZM96 216V217H97ZM36 217V216H35ZM48 214L45 218H48ZM84 217V216H83ZM86 217V216H85ZM76 218V217H75ZM78 218V217H77ZM110 218V217H109ZM33 219V218H32ZM55 219V218H54ZM83 219V218H82ZM88 219V218H87ZM108 219V217H107ZM9 220V219H8ZM7 220V221H8ZM14 220V218L12 219ZM17 220V221H16ZM51 220V218H50ZM56 220V219H55ZM54 220V221H55ZM74 220V219H73ZM94 220V219H93ZM97 220V219H96ZM112 220V219H111ZM32 221V220H31ZM38 221V219L36 220ZM35 223H38L36 222ZM53 221V220H52ZM89 221V220H88ZM17 224L18 219L16 218L15 221H13ZM34 222V221H33ZM63 222V221H62ZM69 222V221H68ZM81 222V221H80ZM108 222V221H107ZM5 222H3V217L0 215V264H47L44 260H42L44 255L39 256V258L36 260L37 256L34 254V258L29 254H23V261L25 258L26 261H20L19 255L15 251L14 244L11 243V241H18L19 235L17 232H22L18 230V227H16V230L12 229H5L2 231V226H4ZM58 223V222H57ZM65 223V221H64ZM67 223V222H66ZM76 223V222H74ZM53 222L50 224L52 225ZM63 224V223H62ZM70 223L65 224L68 225ZM83 224V223H82ZM14 225V224H13ZM24 225V224H23ZM26 225V224H25ZM30 225V224H29ZM40 226V225H39ZM45 226V225H44ZM49 226V225H48ZM64 226V225H63ZM72 227V225H70ZM84 226V225H83ZM31 227V226H29ZM51 227V226H50ZM62 227V226H61ZM64 228V232L67 230L71 231V228L69 227ZM82 227V225H81ZM13 228V227H12ZM24 228V227H23ZM42 228V227H41ZM48 228V227H47ZM52 228V227H51ZM68 228V229H66ZM78 228V227H77ZM35 229V228H34ZM43 229V228H42ZM62 229V228H61ZM84 229V228H83ZM106 229V228H105ZM21 230V229H20ZM37 230H41L40 228ZM51 230V229H50ZM58 230V229H57ZM66 230V231H65ZM73 230V228H72ZM28 231V230H27ZM60 231V230H59ZM63 231L60 233V236H67L70 237V235H74L68 232L63 233ZM111 231V230H110ZM34 231H30L31 234H33ZM40 232V231H38ZM76 232V230H75ZM78 232V231H77ZM76 232V233H77ZM139 232V233H138ZM41 233H44L47 235V238H50V234L46 230H42ZM63 233V235H62ZM52 234V233H51ZM65 234V235H64ZM78 234V233H77ZM112 234V232H111ZM76 235V234H75ZM74 235V236H75ZM109 235V234H108ZM119 235V234H118ZM122 235V234H121ZM219 236V240H215L216 236ZM21 236V235H20ZM29 236V235H28ZM44 236V235H43ZM58 235V237H60ZM115 236V235H114ZM113 236V239L115 238ZM123 236V235H122ZM27 237V234H26ZM31 237V236H30ZM68 237V239H69ZM163 237V239H162ZM29 238V237H28ZM32 238V237H31ZM54 238V237H53ZM67 238V237H66ZM111 240L112 237H110ZM123 238V237H122ZM15 239V240H13ZM21 239H23L21 237ZM73 239V237H72ZM76 239V238H75ZM78 240H81L77 237ZM76 239V241H77ZM44 240V239H43ZM50 240V239H49ZM53 240V239H52ZM56 241L58 239H55ZM61 240V239H59ZM64 240V239H63ZM67 240V239H66ZM161 240H157L160 241ZM45 241V240H44ZM55 241V242H56ZM116 244V247L120 244L116 239L113 240ZM70 242V241H68ZM117 242V243H116ZM126 242V241H125ZM28 243V242H27ZM80 243V242H79ZM82 243V242H81ZM110 243V242H109ZM108 243V244H109ZM138 243V242H137ZM155 243V242H154ZM158 243V242H156ZM18 244V243H16ZM29 244V243H28ZM26 244V247H30ZM57 244V243H54ZM63 244V243H62ZM95 244V243H94ZM104 244V243H103ZM118 244V245H117ZM134 244V243H133ZM140 244V243H139ZM142 244V243H141ZM148 244V243H147ZM25 245V243H24ZM66 245V244H65ZM86 245V244H85ZM92 245V242H91ZM127 245V244H126ZM136 245V244H135ZM156 245V244H155ZM23 246V245H22ZM50 246V245H49ZM69 246V245H68ZM73 246V245H72ZM90 246V245H89ZM141 246V245H140ZM166 246V245H165ZM19 247V246H18ZM33 247V246H31ZM28 249H32V248ZM59 247V246H56ZM105 247V245H104ZM134 247V246H133ZM139 247V245H138ZM137 247V248H138ZM161 247V246H160ZM168 247V246H167ZM54 248V247H53ZM119 248H121L119 246ZM116 248V249H119ZM141 247H139L137 250L140 251ZM157 248V247H156ZM36 248L35 250H37ZM67 249V248H66ZM89 249V248H88ZM103 250L105 248L102 247ZM140 249V250H139ZM146 249V248H145ZM148 249V247H147ZM34 252H37L35 251ZM101 250V249H100ZM115 250V249H114ZM125 250V249H124ZM132 250V249H131ZM163 250L160 248V251ZM30 251V250H29ZM33 251V249L31 250ZM51 251V250H50ZM71 251V250H70ZM73 251V250H72ZM106 251V250H105ZM121 251V250H120ZM42 252V251H41ZM55 252V251H54ZM99 252V251H98ZM102 252V251H101ZM129 252V251H127ZM131 252V251H130ZM154 252V251H152ZM175 252V253H174ZM58 253V252H57ZM66 253V252H65ZM75 253V251H74ZM84 253V252H83ZM87 253V252H86ZM91 253V252H90ZM103 253V252H102ZM108 253V252H107ZM116 253V251H115ZM142 253L145 255L146 259L148 257V253L146 250L142 251ZM156 253V252H155ZM160 253V252H159ZM174 253V256H173ZM71 254V252H69ZM67 253V255H69ZM76 254V253H75ZM75 254L71 255L76 256ZM139 254L137 251H133L128 255V263L129 264H143V260H140L136 258V255ZM170 254V255H169ZM24 255H27L26 257ZM29 255V256H28ZM57 255V254H56ZM90 255V254H89ZM95 255V254H94ZM105 255V254H104ZM117 255V253H116ZM179 255V254H178ZM176 255V256H178ZM66 256V255H65ZM78 256V254H77ZM97 256V255H96ZM101 256V254H99ZM108 256V254H107ZM114 256V255H113ZM119 256V255H118ZM143 256V255H142ZM152 256H155L153 254ZM158 256V255H157ZM160 256V255H159ZM158 256V257H159ZM167 256V257H168ZM205 256V255H204ZM25 257V258H24ZM32 257L31 259H29ZM46 257V256H45ZM48 257V256H47ZM81 257V256H80ZM95 257V256H94ZM166 257V256H164ZM201 257V256H200ZM203 257V256H202ZM22 258V256H21ZM70 258V257H69ZM102 258V257H101ZM100 258V259H101ZM107 258V257H106ZM144 258V257H143ZM198 258V257H197ZM44 259V258H43ZM47 259V258H46ZM45 259V260H46ZM151 259V256H150ZM166 259V258H165ZM176 259V258H175ZM22 260V259H21ZM83 260L80 258V261ZM87 260V259H86ZM153 260H155V257H153ZM152 260V261H153ZM179 260H181L179 258ZM67 261V260H65ZM104 261L100 260V262ZM108 261V260H107ZM53 262V261H52ZM57 262V261H56ZM69 262V261H68ZM78 262V261H76ZM159 262V261H158ZM175 262V261H174ZM51 263V261H50ZM56 264L55 262H53ZM52 263V264H53ZM89 263V262H88ZM92 262H90L91 264ZM105 263V261L103 262ZM102 263V264H103ZM127 263V264H128ZM145 263H149V261H145ZM168 263V261H167ZM197 263V262H196ZM59 264H61L59 262ZM75 264V262H74ZM79 264V263H78ZM97 264V263H96ZM107 264V262H106ZM120 264V263H119ZM153 264V263H150ZM165 264V263H164ZM177 264V263H176ZM195 264V263H194ZM198 264V263H197Z\"/></svg>","mask_w":264,"mask_h":264},{"label":"rangeland","instance_id":"374dc122","mask_svg":"<svg viewBox=\"0 0 264 264\" xmlns=\"http://www.w3.org/2000/svg\"><path fill=\"white\" fill-rule=\"evenodd\" d=\"M45 1V5L43 7H39V8H36V7H29V8H24V11H22V17L21 18H16L17 20H15L16 22H14L13 26H15L14 28L17 29L16 32H18V34H16V32L14 33L13 32V41H11L12 43H10L9 41V44H7V39L9 38V35L6 34L5 32H1L0 33V38H2V53H4L2 56V58H0L1 60L3 61H9L11 57H14L15 59L16 58H21L23 55H25L26 53V50L28 49V47L30 48V41L33 39V37L36 36L37 32L36 31H39V29L43 28V26H45L46 24H48L50 22V20H54L56 15L60 16L61 12H62V8L65 7V6H69L70 3L68 2L69 0H54L53 2H50L51 0H44ZM66 1V3H65ZM48 2H50L48 4ZM48 5H47V4ZM56 3V4H55ZM69 3V4H68ZM228 3L232 4L231 5V9H223L225 6L228 5ZM39 5V4H38ZM137 5V4H136ZM220 5V8L222 9H219ZM256 5V6H255ZM15 6H16V9H17V0H15V4H14V9H15ZM40 6V5H39ZM213 9H212V8ZM230 7V6H229ZM61 8V9H60ZM217 8V9H216ZM263 8V9H262ZM13 9V12H15L16 10ZM45 9V10H44ZM59 9V10H57ZM215 9V10H214ZM23 10V9H22ZM43 10V14H41L40 12ZM209 10H210V14L211 15H208L207 17H205L206 19L204 20L203 19V22L204 24H208V25H211V30H210V33L208 32V34L210 35V38H211V45L212 48H214V56L211 58V69H210V88L212 89L213 87V90H209V93H208V89L207 91L205 92L204 90L206 89H202V88H197L196 86L195 89L198 90L197 91H194L193 90V84H191V80L187 77H181L182 78V84L186 85L182 88V84H180L179 86L181 87L176 95L178 94H181L182 90H187L188 91H191L192 93H188L190 94L189 96L185 93L182 92V95H180L179 97L177 96L174 97L177 101L179 100H184L185 101V95L188 97V98H191L189 99L190 101H193L194 102H198L201 100V96L202 94L203 95H207V96H212V94H216L218 92V90L221 88V83L222 81L221 80H224L223 78V75L221 73L222 69L225 68V65L227 63L228 60L232 59L231 57H229V54H230V49H228L227 45L225 43H223L221 41V29H220V25H219V21H226L227 23V28L229 29H232V30H236L237 33H239V35H243L244 37H246L248 40H247V47H249L250 49H248L247 52V59L245 58L244 59V66L248 69L246 70H249V72L251 73V79L250 81H243L242 84L239 86V87H242L243 91H247V92H250V93H253L254 97H252L253 99H251L250 101L252 103H254V105H249L248 107V114L245 115L243 118H241L242 120H239L238 121L236 120L235 122H233L236 126H242V125H250V121H251V118L253 116L252 113H254V131H257V133L259 134H263V132L261 133V131L263 130L264 131V105H261L262 103H264V73H263V70L261 67L264 63V49L262 47H264V43H262V41H264V0H240V3L238 0H230V2H228V0H217V2L215 0H212L211 2V5L209 7ZM255 10H257V12L259 11V13H257ZM8 11V10H7ZM214 11V12H213ZM263 11V12H262ZM220 12V13H219ZM262 12V13H261ZM17 13V11H16ZM24 13V14H23ZM40 13V14H39ZM209 13V12H208ZM217 13V14H216ZM221 16H220V15ZM241 14V15H240ZM260 14V15H259ZM27 15V16H26ZM39 15V16H38ZM55 16V17H54ZM22 18H24V20H21ZM32 18V19H31ZM186 18V20H185ZM190 16L187 15V14H184L179 20V23L180 26H181V29L184 30V21H189L190 19ZM222 18V19H221ZM228 18V19H227ZM152 19V20H151ZM154 18L149 16L148 17V20H147V23L149 26H151L152 23H154ZM184 19V21H183ZM188 19V20H187ZM21 20V21H20ZM27 20V21H26ZM157 21L160 22L161 19H156ZM152 21V22H151ZM182 21V22H181ZM208 21V22H207ZM150 22V23H149ZM19 23V24H18ZM21 23V24H20ZM32 23V24H31ZM217 23V25L215 24ZM5 24H2L0 25V29H1V26H4ZM18 25L20 27H18ZM31 27H30V26ZM40 25V26H39ZM22 26V27H21ZM28 28H27V27ZM191 26V25H190ZM18 27V28H16ZM24 28H25V31H24ZM19 29V30H18ZM27 29H28V32H27ZM214 29V30H213ZM30 30V31H29ZM35 30V31H34ZM216 30V31H215ZM20 31V32H19ZM25 32V33H21V32ZM35 33H33V32ZM215 32V33H214ZM217 32V33H216ZM242 32V33H241ZM32 34V35H31ZM35 34V36H34ZM19 35V36H18ZM19 38H18V37ZM23 36V37H21ZM215 36V37H214ZM18 38V39H16ZM213 38V40H212ZM259 38V39H258ZM21 39V40H20ZM23 39V40H22ZM258 39V40H257ZM261 39V40H260ZM260 41V42H259ZM1 42V41H0ZM19 42V43H18ZM26 42V43H25ZM215 42V43H214ZM15 43L17 44V46H15ZM252 43V44H251ZM262 43V44H261ZM8 46H6V45ZM11 44V45H10ZM26 44V46L24 45ZM216 44V45H215ZM261 45V46H258ZM254 45V46H253ZM257 47H256V46ZM5 46V47H4ZM215 46V47H214ZM221 46V47H220ZM218 47V48H217ZM224 47H227V48H224ZM20 50H19V49ZM25 50H24V49ZM258 48V49H257ZM185 48L181 46V48L179 49H176L173 51V54L175 55V58H176V55H178L179 53H182L184 52ZM257 49V50H256ZM166 50H162V54H160V58H158V60L160 59L161 61V66L160 67H167V64H165L166 62L168 63V66H170V61L166 59V55H165V52ZM177 51V52H176ZM260 52L261 55H258ZM10 52V53H9ZM220 52H221V55H220ZM136 55H139V51L138 52H135ZM187 53V52H186ZM213 53V52H212ZM254 53V54H253ZM258 53V54H256ZM263 54V55H262ZM13 55V56H12ZM21 57H20V56ZM136 55L133 54L132 58H131V62H130V65H131V68L132 70L130 69V72L131 74L129 73H125L127 74L126 75H123V74H117V75H114L116 77H120L121 78V75L122 76H125V80L124 82L123 79L121 78V80L119 81H115V83L113 82L111 87L109 89H102L100 90V96H99V104H98V113L97 115H93L91 116L90 114L89 115H86V110H87V107L85 106L84 111L81 110V114L78 115L79 119L75 125V129H74V133H68L66 132V126H67V123H61V126H62V130L63 133L61 137H56V138H51L50 136H47L46 138H43V139H37V138H29V140L27 138H22V139H12L11 137L8 136V133H9V130L11 129V125L13 124L12 122V118H11V100L7 97V96H3V92H5V88H9L10 84H9V79L11 78V75L10 74V69L9 67L5 68H2L0 69V88H2L0 90V109H1V120H0V124L2 125L1 127H3L2 129L4 130V135L2 137H0V184H4L3 187L4 189L7 190V192L9 193H12V194H16L17 192H19V190L21 192H24L21 194L24 195V197H29V202H28V207H27V210L26 211H22V210H19V217H13L14 220H12L11 218H6L5 216L8 215L7 212H4V213H1L0 215L3 217V222H5L4 226H2V231H4L5 229H12V230H16L18 227V230L19 231H22V232H18V231H15L17 232L18 234L16 235H19V240L16 241V244L15 241H11L12 244H14V247H15V251L20 255L19 256V260L20 261H23V254H29L31 255L32 257L35 255L37 256L36 260L38 259H41L39 258V256L41 257V255H44L42 260H44L47 264H52L53 262H55L56 264H59V262L61 264H90V262H92L91 264H102L104 261L105 263L103 264H127L128 263V255L133 252V251H137V254L136 255V258H138L141 262V260H143V264H150V263H153V264H185L184 262L186 261V259H184L183 257V252H177L176 256L175 255V258L172 259V253L170 256H168L166 254V250L165 248L167 249H170L173 247V242H166L167 240H164V243H163V240H161L160 237H157V238H153V239H144L142 237L139 236V234L137 235L136 237V240L134 242H132L131 240V235L127 232L125 233H120L118 232L117 230H114V229H111L110 228V225L108 224H114L115 221L113 219V217H111V215H107L106 212H104L103 210L100 211V212H97V211H94L90 205L87 203V206L82 202V198L84 197L86 200H89V199H95L97 197V189L99 187L97 181L95 178H93V176H89V178L87 177L88 174L87 173H81L80 172V163H81V160L82 159H86L88 158L87 157V152L85 151L84 152V149H87L85 148L86 145L85 144H89L87 141H85V135H87L86 137H88V133H90L89 135L91 136L92 135V138H93V135H94V139H96L95 137L97 136L98 138V134H99V137L100 135H102L104 132H105V129L107 127V125H109V117H111L112 115H115V113H120L119 115L123 114L124 110L126 109L125 105L131 103L133 101V96H134V90H135V86L138 85V83H142V81L139 79V71H138V65L137 63L139 64V56H137L136 58ZM222 56L224 57V59H222V57H216V56ZM252 55V56H251ZM255 55V56H254ZM163 56V57H162ZM135 57V58H134ZM254 57V58H253ZM259 57V59H258ZM262 57V58H261ZM223 62L222 64V61ZM249 58V59H248ZM256 58V60H255ZM137 59V60H136ZM217 59V60H216ZM263 59V60H262ZM220 60V61H219ZM249 60V62L247 61ZM251 60V61H250ZM136 61V62H135ZM159 61V62H160ZM217 61V62H216ZM242 63V62H241ZM134 67L135 68V71H134V67L133 65H135ZM159 64V63H158ZM163 64V65H162ZM225 64V65H224ZM254 64V65H253ZM243 65V63H242ZM215 66V67H213ZM254 66V67H253ZM258 66V67H257ZM260 66V68H259ZM137 69V70H136ZM212 69H213V72H212ZM215 69V70H214ZM155 70V71H154ZM152 69V73L151 71L148 72L147 74V80H151L154 79L158 74L160 75L161 78H158V76L156 78L160 79L159 81H154L155 82H158L159 84L158 85H161L163 86L164 84V80H162V78L164 76H166V74L164 72H161V71H165V69H161L160 72L155 73L156 70H160V69ZM167 70V69H166ZM171 69H169L168 71H170ZM221 70V71H220ZM257 70V71H256ZM134 71V73L132 72ZM252 71V72H251ZM253 71H256V72H253ZM260 72V73H259ZM4 73V74H3ZM137 73V74H136ZM163 73V75H162ZM215 73V74H213ZM219 73V74H218ZM150 74H153V77H150L152 75ZM155 74H157L155 76ZM257 74V75H256ZM134 77H132V76ZM211 75L213 78H211ZM259 75V77H257ZM149 76V77H148ZM215 76V77H214ZM222 76V77H221ZM137 77V78H136ZM262 77V78H261ZM127 78V79H126ZM131 78L133 80H131ZM150 78V79H149ZM186 78V80L184 81V79ZM220 80H219V79ZM254 78V79H253ZM258 78V80H257ZM205 79H207V77H205ZM263 79V81H262ZM138 80V81H136ZM146 80V83L144 84L148 89L151 88V83L149 82H152L153 80L151 81H147ZM190 80V82H189ZM4 81V82H3ZM121 81V83H120ZM161 81V82H160ZM166 81V80H165ZM181 81V79H180ZM184 81V82H183ZM195 81V80H194ZM202 81V78L201 80ZM206 81V80H205ZM258 81V82H257ZM136 82V83H135ZM163 82V83H162ZM188 82V83H187ZM221 82V83H219ZM153 83V82H152ZM161 83V84H160ZM241 83V82H240ZM259 85H258V84ZM126 84V85H125ZM136 84V85H135ZM150 84V85H149ZM220 84V85H219ZM116 85V86H115ZM121 85V86H120ZM123 85V87H122ZM128 85V86H127ZM155 85V84H154ZM197 85V84H196ZM219 85V86H218ZM220 87L219 89H217V87ZM118 87V88H117ZM189 87V89H188ZM192 90H190L191 88ZM124 88V89H123ZM113 89V90H112ZM119 89V90H118ZM202 89V90H200ZM115 90H118V91H115ZM133 90V92H132ZM181 90V92H180ZM183 90V91H184ZM186 90V91H187ZM216 92H215V91ZM106 92V93H105ZM120 92V93H119ZM126 92V93H125ZM180 92V93H178ZM198 93L199 95V92H200V95H196L195 94ZM204 92V93H203ZM212 92V93H210ZM261 92V93H260ZM118 93V95H117ZM130 93V94H129ZM194 93V95H192ZM263 93V94H262ZM112 94V95H111ZM114 94V95H113ZM125 96H123V95ZM107 95V96H106ZM116 95V96H115ZM128 95V96H127ZM262 95V96H261ZM109 96V98H108ZM123 96V97H122ZM192 96V97H191ZM194 96V98H193ZM198 96V97H197ZM105 97V98H104ZM118 99H117V98ZM120 97V98H119ZM133 97V98H132ZM185 97V98H183ZM198 99H197V98ZM112 98V99H111ZM193 98V100H192ZM108 99V100H106ZM110 99V100H109ZM122 99V100H121ZM196 99V100H194ZM260 99V100H259ZM263 99V101H261ZM120 100V101H119ZM181 101L183 103V105H188L189 102H188V99H186V101L188 103H184V101ZM115 101V102H114ZM128 101V102H127ZM130 101V102H129ZM178 101V102H179ZM122 102V103H121ZM127 102V103H126ZM196 102V104H197ZM261 104H260V103ZM125 103V105H124ZM180 103V102H179ZM181 103V104H182ZM192 103V102H191ZM190 103V104H191ZM258 103V104H257ZM104 104V105H103ZM132 104V103H131ZM195 104V103H194ZM195 104V105H196ZM110 105V106H109ZM116 105V106H115ZM120 105V106H119ZM260 105V106H259ZM101 106V107H100ZM256 106V107H255ZM260 108H258V107ZM262 106V107H261ZM89 107V106H88ZM122 107V108H121ZM255 107V109H254ZM110 110H109V109ZM257 108V109H256ZM100 110V111H99ZM86 111V112H85ZM103 111V112H101ZM120 111V112H119ZM258 111V112H256ZM4 112V113H3ZM7 112V113H6ZM84 112V114H83ZM90 111H88L89 113ZM252 112V113H251ZM114 113V114H113ZM8 114V116H7ZM105 114V115H103ZM82 115V116H81ZM109 115V116H108ZM4 116V117H3ZM7 116V117H6ZM94 116L98 117V121L96 122L95 120H93V122H91L88 118L90 117H93ZM261 116V117H260ZM103 117V118H102ZM250 117V118H249ZM102 118V119H101ZM246 118V119H245ZM255 118H257L255 120ZM6 120V121H5ZM84 120V121H83ZM248 120V121H247ZM241 121V122H240ZM259 121V122H258ZM263 121V122H262ZM247 122V123H246ZM80 123L82 125H80ZM85 126L87 127H84V124ZM94 123V125H93ZM245 123V124H243ZM263 123V124H262ZM9 124V125H8ZM5 125V126H4ZM80 125V126H79ZM262 125V126H261ZM261 126V127H260ZM78 127V128H76ZM83 128V130L81 128ZM92 129H91V128ZM86 128V131H84ZM242 129L244 127H241ZM256 128V129H255ZM95 129V130H94ZM261 131H260V130ZM88 130V131H87ZM260 131V132H259ZM66 132V133H65ZM85 132V133H83ZM98 132V133H97ZM78 133V134H76ZM258 134V135H259ZM70 135L68 138L69 140H72V142H70L67 138V136ZM72 135V136H71ZM74 135V136H73ZM66 136V137H65ZM64 137L66 139H64ZM70 137L72 139H70ZM79 137V138H78ZM84 137V138H83ZM51 138V139H50ZM58 138V140H57ZM55 139V140H54ZM80 139V140H79ZM82 139L84 141H82ZM88 139V138H87ZM45 140V141H44ZM52 140V142L50 141ZM57 140V141H56ZM63 140V141H61ZM29 141V142H28ZM61 141V142H60ZM71 143H69V142ZM79 141V142H78ZM31 142V143H30ZM38 142V143H37ZM65 142H68L67 144H62V143H65ZM45 143V144H44ZM56 143V144H55ZM42 144V145H41ZM53 144V145H52ZM55 144V145H54ZM70 144V145H69ZM78 144H81L78 145ZM62 145V146H60ZM68 145V146H66ZM27 147L24 151V153H19L18 152V149H20V147ZM33 146H37L39 147L40 151H38L39 153H37V151H33V149L31 150V148H33ZM29 147V149H28ZM61 147V148H60ZM18 148V149H17ZM68 150L66 151L65 150ZM78 148V149H77ZM80 148V150H79ZM82 148V149H81ZM42 149V150H41ZM59 149V150H58ZM89 149V148H88ZM30 150V151H29ZM65 150V153H63ZM62 151V152H61ZM33 152V153H31ZM35 152V154H34ZM84 152V153H83ZM60 153V154H59ZM32 154V155H31ZM59 154V155H58ZM67 154V155H66ZM25 155V157H24ZM50 155V157H49ZM61 155V156H60ZM79 155V156H78ZM16 156H19V157H16ZM58 156V157H57ZM71 156V157H70ZM83 156V157H82ZM89 156V155H88ZM3 157V158H2ZM40 157V158H39ZM43 157V158H42ZM85 157V158H84ZM45 158V159H44ZM59 158V159H58ZM61 158V159H60ZM16 159V160H15ZM25 160V161H24ZM58 160V161H57ZM87 160V159H86ZM3 161V162H2ZM5 161V162H4ZM52 163H51V162ZM55 161V162H54ZM46 162V164H45ZM77 162V163H76ZM3 163V165H2ZM6 163V164H5ZM34 163V164H33ZM50 163V164H49ZM55 163V164H53ZM64 163V164H63ZM72 163V164H71ZM79 163V164H78ZM95 163V162H94ZM5 164V165H4ZM75 164V165H73ZM78 164V165H77ZM57 167V168H55ZM61 165V166H60ZM64 165V166H63ZM38 166L40 169H38ZM41 166V167H40ZM47 166V167H46ZM50 166V167H48ZM71 166V167H70ZM24 167V168H22ZM29 167V168H28ZM60 167V168H59ZM46 168V169H45ZM63 168V169H62ZM72 168V169H71ZM34 169V170H33ZM42 169V170H41ZM46 171H45V170ZM57 170V171H54V170ZM62 169V170H61ZM40 170V172H39ZM44 170V171H43ZM66 174H65V172ZM53 171V172H52ZM63 171V172H62ZM77 171V172H76ZM39 172V174H38ZM46 173V176L44 175ZM52 172V173H51ZM35 173V174H34ZM38 174V175H37ZM42 174V175H41ZM60 174V175H59ZM64 174V175H63ZM78 174V175H77ZM87 174V175H86ZM48 175V176H47ZM44 176V177H43ZM51 177V178H48V177ZM47 177V178H46ZM35 178V179H34ZM53 178V179H52ZM56 178V179H55ZM60 178V179H59ZM37 179V181H36ZM68 179H70V181H68ZM87 179V180H86ZM50 182H49V181ZM77 181L78 180L80 181L79 183L77 182H73V181ZM32 181V182H31ZM46 181V183H45ZM65 181L67 182V190L68 194H70V192H72V195L70 196L71 200L73 203H74V206L71 207L69 205V208L67 211L65 208V206H67V201H65V199L62 198L63 194H65L63 191L60 192L61 190H64V189H61L60 187H65ZM92 181V182H91ZM19 186H18V184ZM50 183V184H49ZM69 183H73L72 185ZM92 183V184H91ZM35 184H38L37 186ZM41 184V185H40ZM94 184V185H93ZM116 182H112V179L111 181H108V183H104L103 181V184L100 185L102 188L105 187L106 190L104 191V195H100L99 197L100 198H103L104 199V206H108L109 204H116V199L114 198V195L112 194V189L116 186ZM51 185V186H49ZM58 185V186H57ZM77 185V186H76ZM118 185V184H117ZM36 186V187H35ZM91 186V187H90ZM97 186V187H96ZM31 187H35L34 189H31ZM49 187V188H48ZM52 187V188H51ZM56 187H59V191H55L57 190ZM69 187H72V188H69ZM76 187V188H75ZM48 188V190H47ZM19 189V190H18ZM25 189V190H24ZM55 189V190H54ZM72 189V191H71ZM24 190V191H23ZM81 190V192L79 191ZM90 190V191H88ZM37 191V192H36ZM45 191V192H44ZM43 192V193H42ZM55 192V194H54ZM62 194H60V193ZM89 192V194H88ZM108 192V193H107ZM48 193V194H47ZM53 195H52V194ZM80 193V194H79ZM37 194V196H36ZM45 194V200H44V203L42 200H40L39 202H35L37 201L38 198H40L41 196V199L44 198L43 195ZM60 194V195H58ZM41 195V196H40ZM81 195V197H80ZM20 196V197H21ZM40 196V197H39ZM61 198H60V197ZM65 196V195H64ZM32 197V198H31ZM34 197V198H33ZM55 197V198H54ZM50 198V199H49ZM60 198V199H59ZM81 198V199H80ZM52 199V201H51ZM55 202H54V200ZM59 199V200H58ZM110 199V200H109ZM80 200V201H79ZM115 202H114V201ZM61 201V202H60ZM75 201V202H74ZM79 201V202H78ZM113 201V202H112ZM64 202V203H63ZM78 204H75L77 203ZM111 202V203H110ZM35 203V205L33 206V204ZM37 203V204H36ZM53 203V204H52ZM55 203V204H54ZM49 204V205H48ZM59 204V205H58ZM94 204V203H93ZM38 205V206H37ZM48 205V206H47ZM83 205V206H82ZM37 206V207H36ZM57 206V207H56ZM60 206V207H59ZM96 206V204L94 205ZM78 209H77V208ZM56 208L57 209H60L57 213H56V210L54 209ZM85 208V210H84ZM52 209V210H51ZM54 209V210H53ZM76 209V210H75ZM87 209V210H86ZM48 210V212H47ZM53 211V212H52ZM72 211H74V213H72ZM78 211H82V214L81 212L79 213ZM48 214V218H45L46 217V213ZM55 212V213H54ZM77 212V214H76ZM86 212V214L84 213ZM7 213V214H6ZM43 213V214H41ZM45 213V214H44ZM63 215H62V214ZM66 213V214H65ZM74 215H72V214ZM92 213V214H91ZM95 213V214H94ZM102 213V214H101ZM65 214V215H64ZM80 214V215H79ZM100 214V215H99ZM5 215V216H4ZM98 215V216H97ZM107 215V216H105ZM16 216V214H15ZM36 216V217H35ZM84 216V217H83ZM86 216V217H85ZM97 216V217H96ZM76 217V218H75ZM78 217V218H77ZM108 217V219H107ZM110 217V218H109ZM18 219V222L17 224L13 221H15V219ZM33 218V219H32ZM51 218V220H50ZM56 220H55V219ZM83 218V219H82ZM88 218V219H87ZM9 219V220H8ZM38 219V221H36ZM74 219V220H73ZM98 220L99 224H100V227L97 228V229H93V228H90L88 227L87 225V222L88 220ZM112 219V220H111ZM8 220V221H7ZM32 220V221H31ZM53 220V221H52ZM55 220V221H54ZM17 221V220H16ZM34 221V222H33ZM38 222V223H35ZM63 221V222H62ZM65 221V223H64ZM69 221V222H68ZM81 221V222H80ZM108 221V222H107ZM53 222L52 225H50L51 223ZM58 222V223H57ZM70 223L68 224L69 227L71 228V231L70 230H65L66 232H68V234L72 232V234H76L75 236L73 235H70L67 236L66 232H64V228L67 227L68 225L65 226V224L67 223ZM76 222V223H74ZM63 223V224H62ZM83 223V224H82ZM14 224V225H13ZM24 224V225H23ZM26 224V225H25ZM30 224V225H29ZM40 225V226H39ZM45 225V226H44ZM49 225V226H48ZM64 225V226H63ZM72 225V227L70 226ZM82 225V227H81ZM84 225V226H83ZM31 226V227H29ZM52 228H51V227ZM62 226V227H61ZM13 227V228H12ZM24 227V228H23ZM43 229H42V228ZM48 227V228H47ZM68 227V228H69ZM78 227V228H77ZM35 228V229H34ZM37 228L41 229V230H37ZM62 228V229H61ZM66 228V229H68ZM73 228V230H72ZM84 228V229H83ZM106 228V229H105ZM21 229V230H20ZM51 229V230H50ZM58 229V230H57ZM28 230V231H27ZM42 230H46V232L48 231V233L50 234V238H47V235L44 234V233H41ZM60 230V231H59ZM78 233H76L75 232ZM111 230V231H110ZM30 231H34L33 234L30 233ZM40 231V232H38ZM63 231V233H65L64 235L65 236H60V233ZM112 232V234H111ZM52 233V234H51ZM62 233V235H63ZM139 233V232H138ZM26 234H27V237H26ZM109 234V235H108ZM119 234V235H118ZM123 236H122V235ZM21 235V236H20ZM29 235V236H28ZM44 235V236H43ZM58 235L60 237H58ZM115 235V236H114ZM32 238H31V237ZM113 236L115 237L114 239H116V241H118L120 244L116 247V244L115 242L113 241ZM21 237L23 239H21ZM29 237V238H28ZM54 237V238H53ZM67 237V238H66ZM69 237V239H68ZM73 237V239H72ZM77 237L81 240H78ZM113 240H111V238ZM123 237V238H122ZM77 241H76V239ZM219 236L217 235L215 237V240H219ZM45 241H44V240ZM50 239V240H49ZM53 239V240H52ZM55 239H58L57 241ZM61 239V240H59ZM64 239V240H63ZM67 239V240H66ZM161 240L160 241H157V240ZM163 239V237H162ZM15 240V239H13ZM56 241V242H55ZM70 241V242H68ZM126 241V242H125ZM29 244H28V243ZM80 242V243H79ZM82 242V243H81ZM91 242H92V245H91ZM110 242V243H109ZM138 242V243H137ZM155 242V243H154ZM158 242V243H156ZM25 243V245H24ZM54 243H57V244H54ZM63 243V244H62ZM95 243V244H94ZM104 243V244H103ZM109 243V244H108ZM117 243V242H116ZM134 243V244H133ZM140 243V244H139ZM142 243V244H141ZM148 243V244H147ZM28 244V246H33L31 247L33 249V251H31L32 249H28L30 247H26ZM66 244V245H65ZM86 244V245H85ZM127 244V245H126ZM136 244V245H135ZM156 244V245H155ZM23 245V246H22ZM50 245V246H49ZM69 245V246H68ZM73 245V246H72ZM90 245V246H89ZM105 245V247H104ZM141 247L138 251L137 249L139 248L138 247ZM141 245V246H140ZM162 245H163V250L160 251V248H162ZM166 245V246H165ZM19 246V247H18ZM56 246H59V247H56ZM119 246L121 248H119ZM134 246V247H133ZM161 246V247H160ZM168 246V247H167ZM54 247V248H53ZM105 248V250L102 249ZM138 247V248H137ZM148 247V249H147ZM157 247V248H156ZM36 248H38L37 250H35ZM67 248V249H66ZM89 248V249H88ZM116 248H119V249H116ZM146 248V249H145ZM101 249V250H100ZM115 249V250H114ZM125 249V250H124ZM132 249V250H131ZM30 250V251H29ZM37 251V252H34ZM51 250V251H50ZM71 250V251H70ZM73 250V251H72ZM121 250V251H120ZM146 250V252L149 254L147 259L145 257V255L142 253V251ZM24 251V252H22ZM42 251V252H41ZM55 251V252H54ZM75 251V253H74ZM99 251V252H98ZM103 253H102V252ZM117 255H116V253ZM129 251V252H127ZM131 251V252H130ZM154 251V252H152ZM58 252V253H57ZM66 252V253H65ZM69 252H71V254H69ZM84 252V253H83ZM87 252V253H86ZM91 252V253H90ZM108 252V253H107ZM156 252V253H155ZM160 252V253H159ZM204 251H200L196 257V261L192 260V264H207V261L209 262V250H207L206 252L208 253H205L204 255H201ZM23 253V254H22ZM67 253L69 255H67ZM175 253V252H174ZM174 253H173V256H174ZM201 253V254H200ZM34 254V255H33ZM57 254V255H56ZM75 254L76 256H71ZM78 254V256H77ZM90 254V255H89ZM95 254V255H94ZM99 254H101V256H99ZM105 254V255H104ZM108 254V256H107ZM153 254H155V256H152ZM28 255V256H29ZM66 255V256H65ZM97 255V256H96ZM114 255V256H113ZM119 255V256H118ZM143 255V256H142ZM159 257H158V256ZM22 256V258H21ZM25 257L27 255H24ZM48 256V257H47ZM81 256V257H80ZM95 256V257H94ZM150 256H151V259H150ZM166 256V257H164ZM168 256V257H167ZM201 256V257H200ZM203 256V257H202ZM24 257V258H25ZM32 257H30L29 259H31ZM70 257V258H69ZM102 257V258H101ZM107 257V258H106ZM144 257V258H143ZM153 257H155V260H153ZM47 258V259H46ZM80 258L83 259L80 261ZM101 258V259H100ZM166 258V259H165ZM179 258L181 260H179ZM22 259V260H21ZM27 258L24 259L23 262L26 261ZM32 259H35L34 257ZM31 259V260H32ZM46 259V260H45ZM87 259V260H86ZM102 262H100V260H103ZM28 260V259H27ZM67 260V261H65ZM108 260V261H107ZM153 260V261H152ZM51 261V263H50ZM53 261V262H52ZM57 261V262H56ZM69 261V262H68ZM78 261V262H76ZM145 261H149V263H145ZM159 261V262H158ZM168 261V263H167ZM175 261V262H174ZM89 262V263H88ZM197 262V263H196ZM54 264V263H53ZM129 264V263H128ZM142 264V263H141Z\"/></svg>","mask_w":264,"mask_h":264},{"label":"crops","instance_id":"0c3cea01","mask_svg":"<svg viewBox=\"0 0 264 264\" xmlns=\"http://www.w3.org/2000/svg\"><path fill=\"white\" fill-rule=\"evenodd\" d=\"M95 1H97V2H95ZM142 1L141 0H74V1L73 0H69L68 2L70 3V5L63 7L62 8V12L60 13L62 15L64 14L63 17H62V15H60L57 18V15H56L54 20H50V22L48 24L43 26V28L39 29V31H37L38 32L37 35H36L37 37L36 36H35L36 38L33 37V39L30 41V48L27 49V51H26L24 56H22L21 58H16V59L14 57H11L10 61H6V60L3 61V60L0 59V69L4 68V66H5V69L9 67L10 74H11V78L8 81L10 86H9V88H5L6 91L3 92V96L5 95L11 100V118H12L13 124L11 125V129L9 130V133H8L9 137H11L12 139H16L17 137H18L17 139H19V137H20V139H22L24 137L27 138V139L28 138H33V136L31 137V135H30L31 133H33V135L35 134L34 138H37V139H43V138H46L47 136H50L52 138L61 137L62 133H63L62 132L63 130H62L61 123H67V126H66L67 130L66 131L68 133L74 131L75 125H76V123L78 121V114L77 113L81 112L80 110H82L83 106L87 105L86 106L87 107L86 115H89V114L90 115L91 114L97 115L98 114V104H99L100 90H102L104 88L109 89L113 82L119 81L121 79L120 77H117L118 79L117 78L115 79L116 76H114V75H117L118 73L119 74H123V75H125V73H129V71L131 69L130 68V66H131L130 65L131 58H132V55L135 54L136 51H139V50L141 51V53L139 51L140 55H139V65H138V68H139V79L142 81L141 84H143V83L145 84L146 83L144 81V78H147V73L150 72L151 69H154L156 67V65H157V69H160V68H158L159 64L156 62V61H158V58L161 57L160 53H159V50H158L159 47H160L159 45H161L163 47V49H161L162 47L160 48V51L161 50H165L164 48L166 47V50H167L166 53H165L166 59L169 60L170 63H171L169 68L168 67H164V68L161 67V68L162 69H175V70L177 69V71H171V70L170 71H166V73H165L166 75H168L170 78L171 77L174 78V76H175L176 77L175 81H177L176 79H178V77H180V76L181 77L188 76L187 78H189L191 81H193L191 83V84H193V88H195L194 86H196L197 88L204 89L206 87L208 90L210 89L209 88L210 87V83H209L210 75L207 72H210V69H211V67H210L211 66V58L215 55L214 54V50L215 49L212 48L211 38H210V35L208 34L209 30H207V29L211 30V25L203 24L201 22L203 21V19H205V16L207 17L208 15H211L210 12H209V14H207L208 11H210L208 9H209V7L211 5V1L210 2L208 0L206 1L205 4L208 5V6H206L203 2L200 3V2H196L195 0H192V1H190V0H150V1L149 0H144V2L146 1L145 3L142 2ZM189 1H190V3H188ZM90 2H91V4H90ZM121 2H123V3H121ZM149 2H151V3H149ZM140 3H141V5H140ZM136 4H138V5H136ZM149 5H150V7H149ZM165 6H167L168 7L167 9H170V10H167ZM107 7H109V8L107 9ZM218 8L222 9V8H220V5H219ZM134 9H135V11H133ZM136 9H137V12H136ZM148 9H149V11H148ZM182 9H184V10H182ZM223 9H231V6L229 7L227 5ZM71 10H72V12H70ZM174 10H177L176 13L172 12ZM161 11L162 12L169 11V12H165L167 14L166 15L165 13H161ZM206 11H207V13H206ZM149 12H150V15H149ZM117 13H119V14H117ZM183 13L187 14V15H190L189 19H190V22H191V26L189 28H185L184 30H182L180 28L181 26H180V23H179L180 18L184 15ZM110 14H112V16L114 14L113 18H112V16ZM151 15H153V16H151ZM105 16H106V19L104 18ZM117 16H119V18ZM149 16H151V17H153L155 19H159L161 17L162 19L160 18L161 19L160 23H153V24H151V26H149L148 24H146L147 23L146 17L148 18ZM121 17L124 20H122ZM172 17H174V18H172ZM70 18H72V19H70ZM133 18L135 20H133ZM136 18H139V19H136ZM165 18H166V20H165ZM86 19H87V21H86ZM93 19H95V20H93ZM96 19H97V21H96ZM175 19H176V21H175ZM137 20L139 22V26H138V24H136ZM67 21L69 22V24L65 23V25H62L64 22H67ZM103 21H106V22H103ZM58 22H59L60 25L58 24ZM80 22H82V24L84 22L85 23L83 25H80L81 24ZM165 22H166V24H165ZM132 24L134 26H130ZM215 24H217V23H215ZM55 25H56V27H57V25L59 27L55 28ZM108 25H110V27ZM165 25H166V27H164ZM219 25H220V29L222 27L221 33H220L221 34V41L223 43L226 42L225 44H227L228 49H230L229 57H231L233 59L236 58V57H238V58L241 57L240 58L241 59L240 62L243 63L244 62V58H242V57H245V56L247 57L248 55H247L246 51H248V49H250L249 47L246 46V43H247L248 39L245 38L243 35H239V33H237L236 30L234 31L232 29L227 28V23H226L225 20L224 21L223 20L219 21ZM50 26H52V27H50ZM80 26H81V28L83 30L80 28ZM75 27H77V28L75 29ZM200 28H202V30ZM137 29H138V31L140 30L141 32L140 31L137 32ZM205 29L207 30L206 33H205ZM71 30H73V31H71ZM193 30H195V31L193 32ZM226 30H227V32H229L228 34L225 33ZM102 31H104L105 35H104V33ZM118 31H119V33H118ZM43 32H45L46 34H47V32H49V33H48V35H46ZM178 32H182V34L178 33ZM50 33H51V35H50ZM131 33H133L132 35H134V36L132 37V39L129 40V38L132 36ZM135 33H139V34H135ZM60 34H61V36H60ZM111 34H113V36ZM119 34H120V36H121V34L123 35V39L121 38L122 36L121 37L119 36ZM178 34L181 35V36H179ZM194 34H196L197 38L194 36ZM38 35H39V37H38ZM63 35L66 36V37H64ZM83 35H85V36H83ZM114 35L118 36V38H116ZM138 35L139 36L141 35L140 36L141 43H139L140 41L138 40L139 39V37H137ZM146 35H148V36H146ZM40 36L42 37V39L45 37L44 40H42L40 38ZM184 36H185V38H184ZM200 36H201V38H200ZM93 37L96 38V41H93V40H95ZM124 37L126 38V40H124L125 39ZM134 37L137 38L138 42L136 41V38H134ZM141 37L143 38V40H142ZM46 38L48 39L49 43L46 42V40H47ZM51 38H52V40H50ZM108 38H109L110 41H114V42H110L109 40H107ZM115 38L117 40L118 39L119 40L117 41ZM157 38H159V39H157ZM39 39H41V40H39ZM72 39H75L74 40L75 42ZM120 39H122V41ZM184 39H185V41L186 40L187 41L185 42ZM190 39H191V41H190ZM202 39H203V41H202ZM204 39L207 40V41L209 40V43L207 41H205ZM241 39H243V40H241ZM67 40H69V41H67ZM181 40H182V42H181ZM0 41H1L0 42V57L2 58L3 57L2 55L4 54V53H2V48H3V46H2V38H0ZM108 41H109V43L111 45L108 44ZM115 41H117L118 44ZM130 41L132 42L131 44H129ZM193 41H194V44H193ZM33 42H35L37 44H33ZM44 42H46V43H44ZM135 42H137L139 44V46H136L137 43H135ZM144 42H146V44ZM66 43H69V44H66ZM73 43H74V45H73ZM123 43H125L126 45L123 44ZM152 43L154 45H152ZM175 43H177V44H175ZM38 44H41L40 47H39ZM47 44H50L51 46H49ZM54 44H55V46H54ZM90 44H91V46H90ZM112 44H114V45H112ZM150 44H151V47H150ZM190 44H191L192 47L190 46ZM209 44H210V46H209ZM45 45H46V47H45ZM57 45L58 46L60 45V46L57 47ZM133 45H135L134 48H133ZM144 45H146L147 47L144 46ZM66 46H67L68 49L66 48ZM72 46H73V48H71ZM81 46H83V47L81 48ZM126 46H127L128 50H127ZM172 46H174V47H172ZM181 46L185 47L186 52H187L188 57H189V60H190L189 64H187L188 66L186 65L187 67L185 65L184 66H177L175 64V62H174V61H176V58H175V55L173 54V51L176 50V49L181 48ZM237 46L238 47H240V46L247 47L248 49L247 48L243 49L242 47L237 48ZM136 47H137L138 50H136ZM199 47H201V48H199ZM209 47H211V48H209ZM40 48H41V50H40ZM100 48H102V49H100ZM105 48H106V50H105ZM112 48H116L117 52L115 50L113 51ZM122 48H125L127 52L125 51V49H122ZM148 48H149V50H148ZM155 49H157V51ZM169 49H171V50H169ZM190 50H192L193 52L190 51ZM70 51H72V52H70ZM123 51H125V52L123 53ZM30 52H32V53H30ZM49 52L51 54H49ZM68 52L71 55L73 53L71 58L70 57L68 58V56H69ZM34 53H35V55H34ZM91 53H92V55H91ZM104 53H105V55H104ZM122 53H123V55H122ZM111 54L113 55L112 57L117 58L118 60L115 61V59H113L111 57ZM117 54L119 55V57H118ZM171 55L173 57H171ZM73 56H74V58H72ZM79 56H80V58H79ZM98 56L100 57V59H99ZM36 57L38 59H36ZM122 57H124L125 59H126V57H127V59L129 58L128 59L129 62L126 61L127 59L126 60L124 59L125 63H122L123 62ZM150 58L152 60H153V58H155L154 62ZM148 59H149L148 63L150 62L151 66L148 65V63H146V60H148ZM200 59L203 60L201 63L199 62ZM15 60H16V62H15ZM110 60H113V61H110ZM118 62H119V64H117ZM126 62H127V64H126ZM193 62H194V64H193ZM36 63H38V64H36ZM197 63H199V67H198ZM53 64H55L54 67H53ZM110 64H111V66H110ZM116 64H117V66L118 65L119 66L117 67ZM145 64H147V65H145ZM48 65H49V67H48ZM125 66L127 67V69H126ZM182 68H184V69H182ZM195 68L198 69V70H196ZM199 68L202 69V73L204 72V70H206V74H205V72L203 74L202 73L199 74L200 71H201ZM242 68L243 69H248V68H246L244 66V63H243ZM195 71L196 72L198 71L197 72L198 74L196 73V76L194 74L191 77V72L193 74ZM170 72H172V73H170ZM177 72L182 73L183 76L182 75H177ZM188 72H190V73H188ZM100 74H101V76H100ZM200 75L201 76L203 75L202 81L206 80L207 82L206 81L205 82H201L200 81V79H201ZM204 76H206L207 79H205ZM32 77H34L33 78L34 80L32 79ZM167 77L165 76V78L164 77L163 78L167 80L168 79ZM173 78H171V82L174 81ZM25 79H27V80H25ZM180 79L181 78H179L178 81H177L179 84L176 82V84L178 86L177 88L180 87L179 86L180 83H181ZM195 79L198 80V81H196ZM82 80H83V82H82ZM145 80H147V79H145ZM124 81H125V77L123 76V81L122 82H124ZM175 81L172 82V84L175 83ZM176 84H175V86H176ZM205 84L209 85V86H206ZM24 86H25V88L27 87L26 90H25ZM1 89L2 88H0V90ZM79 89H80V91H79ZM69 92H71V93H69ZM92 92H93V94H92ZM94 92H95V94H94ZM76 98H77V101H76ZM71 99L73 100V102H72ZM65 100H66V102H65ZM68 100H71V101H68ZM67 102H70V103H67ZM50 103H52V104H50ZM51 105H53V106L51 107ZM64 106H66V108ZM80 107H81V109H79ZM56 108H57V110H56ZM74 108H75V110H74ZM44 109H46V110H44ZM62 109L64 111H66V114H65V112H63ZM77 109H78V111H77ZM59 111H60V113H59ZM71 111L72 112L75 111L77 113L74 112L72 114ZM88 111H90V112L88 113ZM92 111H94L95 113L92 112ZM46 112H47V114H46ZM0 114H1V109H0ZM74 114H77V115H74ZM79 114H81V113H79ZM41 115H42V119L43 120L41 119ZM44 115H46V116H44ZM66 115H70V116H66ZM75 116H77V119H74V118H76ZM91 116H93V115H91ZM19 117L21 118V120H19L20 119ZM24 117L25 118L27 117V119L25 120ZM35 117H38V118H35ZM67 117H69L70 119L72 117V119L76 120V122L73 121V120L68 119ZM39 118L42 120V122H41V120H39ZM45 118H46V120H45ZM96 118H97L96 120L98 121V117L97 116H96ZM89 119H90L91 122H93V120H95L93 117H90ZM0 120H1V116H0ZM21 121H22V123H21ZM27 122H30V123H27ZM68 122H70V123H68ZM74 122H75V124H74ZM19 125H20L21 128L19 127ZM38 125H39V127H38ZM42 125H45V126H42ZM52 129L54 130V133H52L53 132ZM51 130H52V132H51ZM46 131H48V132L46 133ZM34 132H37L38 136H36L37 134L34 133ZM43 133H44L45 137H44ZM55 133L58 134V135H56ZM20 134L23 137H21ZM3 135H4V130H1V126H0V137H2ZM25 148L26 147H20V150H18V151L20 153H23L22 151L23 150L25 151ZM36 150H37V152L39 151L38 147L37 146L36 147L33 146V151H36Z\"/></svg>","mask_w":264,"mask_h":264},{"label":"built area","instance_id":"2783aa9c","mask_svg":"<svg viewBox=\"0 0 264 264\" xmlns=\"http://www.w3.org/2000/svg\"><path fill=\"white\" fill-rule=\"evenodd\" d=\"M186 28L189 26V22L188 21H185V25H184ZM175 64L177 66H184V65H187L188 64V60H187V57L185 54L183 53H179L177 56H176V61H175ZM227 72V71H226ZM224 74H227V73H224ZM87 225L88 227L90 228H93V229H97L100 227V224L98 222V220H89L87 222Z\"/></svg>","mask_w":264,"mask_h":264}]
</instances>
